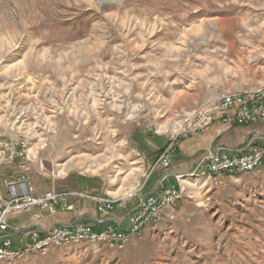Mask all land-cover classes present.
I'll list each match as a JSON object with an SVG mask.
<instances>
[{
    "label": "rangeland",
    "instance_id": "374dc122",
    "mask_svg": "<svg viewBox=\"0 0 264 264\" xmlns=\"http://www.w3.org/2000/svg\"><path fill=\"white\" fill-rule=\"evenodd\" d=\"M261 88L264 0H0V141L27 138L34 156L6 175L26 172L42 193L138 190L132 214L179 142L200 136L176 142L139 191L182 117ZM251 141L264 145L216 150ZM201 161L177 176L184 216L176 206L122 249L81 242L17 264H264V166L216 185L192 174Z\"/></svg>",
    "mask_w": 264,
    "mask_h": 264
},
{
    "label": "built area",
    "instance_id": "2783aa9c",
    "mask_svg": "<svg viewBox=\"0 0 264 264\" xmlns=\"http://www.w3.org/2000/svg\"><path fill=\"white\" fill-rule=\"evenodd\" d=\"M239 126L264 125V91L249 90L241 94L223 93L219 98L208 102L194 111L188 118L186 132H172L170 142L164 152L152 165L146 181L157 168L168 170L171 156L174 154L176 142L184 137H195L204 133L215 123ZM245 151L228 153L216 150L206 155L193 172H204L209 182L222 185L226 175L249 174L253 168L264 166V145H255L252 141ZM34 160L27 138L5 139L0 141V264H17L22 259V251L31 250L47 256L52 247L62 243L81 240V233H89V239L106 241V247L116 250L124 248L131 239L140 238L145 219L176 218L175 207L179 204L180 184H165L168 174L161 178V190L158 194L140 197L128 219V230L107 227L96 230L85 222H77L70 226H54L47 231L33 230L23 241L21 247H15L10 222L24 213L38 210L44 214L54 215L72 210V198L86 199L97 203V211L102 216L122 209L128 199L137 196V191L130 192L117 199L92 196L85 192L59 193L55 190L39 193L29 175L17 173L6 175L9 168L16 164L24 165ZM6 167V169H5ZM192 172V173H193ZM179 181V177H177Z\"/></svg>",
    "mask_w": 264,
    "mask_h": 264
},
{
    "label": "crops",
    "instance_id": "0c3cea01",
    "mask_svg": "<svg viewBox=\"0 0 264 264\" xmlns=\"http://www.w3.org/2000/svg\"><path fill=\"white\" fill-rule=\"evenodd\" d=\"M263 138L264 125L261 124L249 127L225 126L221 124H215L207 132L203 133L199 137L189 138L179 142L177 153L175 156L176 160L175 158L173 159L172 168L169 171L168 175V181L172 185L179 184L177 176L192 171L201 161L202 157L206 155L209 151L220 148L234 152L243 148L244 145H246L247 142L251 139L257 140L259 144H263ZM195 173L198 174L199 172H193L192 174ZM163 174L164 172L162 171L157 172L155 174L154 179L147 184L146 189L142 193L144 195L152 193L156 183L163 177ZM192 174L189 176L192 177ZM199 179L200 178H196L194 180ZM182 182L183 188L180 187V189L183 191L184 194V189H186L184 187L185 180ZM52 189H55V186L50 187L47 190ZM56 191L59 192L58 190ZM38 192L42 193L40 191ZM91 193L97 196L107 197H119L122 195L121 194L117 196H112L104 193L99 194L98 192L96 193L95 190L94 192L93 190H91ZM180 205L177 206L178 218L186 214L184 208H181ZM71 206L72 210L67 212L59 211L54 215L44 214L36 210L31 213H25L26 215L22 214L18 217L13 218L10 222V225L12 240L15 247H21L23 241L29 236L30 232H32L33 230L47 231L51 227L57 225H73L79 221L90 222L91 224L96 225L97 228H104L106 226H117L122 230H127L128 228V217L131 210L129 211L127 207L122 210L116 211L110 217L105 218L98 213L96 204L92 201H83L78 198H73L71 199ZM165 223H168L167 220L162 221V223L159 224L163 225Z\"/></svg>",
    "mask_w": 264,
    "mask_h": 264
},
{
    "label": "bare ground",
    "instance_id": "6f19581e",
    "mask_svg": "<svg viewBox=\"0 0 264 264\" xmlns=\"http://www.w3.org/2000/svg\"><path fill=\"white\" fill-rule=\"evenodd\" d=\"M258 91H264V88L258 89ZM190 115H192V112L187 114L186 116L182 117V124L180 125L178 132H186L187 131V127H188V118H190ZM260 168H253L250 170V173L255 172L257 170H259ZM201 177L206 178V180H208V176L206 173L201 172L200 174ZM183 193V192H182ZM179 193V202L183 199V194ZM168 221L173 222L176 220V218H167ZM164 221V220H163ZM160 222V219H145L144 223H143V229L146 225H148L149 223H158ZM81 242H88V243H102L105 244L106 241H98V240H93V239H89V233H81V240H75L73 242H68V243H62L59 244L55 247L57 248H61L63 246H68V245H73V244H78ZM53 248V247H52ZM29 254H38L41 255L39 252H33L31 250H24L22 251V259Z\"/></svg>",
    "mask_w": 264,
    "mask_h": 264
},
{
    "label": "water",
    "instance_id": "95a60500",
    "mask_svg": "<svg viewBox=\"0 0 264 264\" xmlns=\"http://www.w3.org/2000/svg\"><path fill=\"white\" fill-rule=\"evenodd\" d=\"M160 184H161V179L156 183V185H155V187H154V190H153L152 193H150V195H154V194H155V192H156L157 189L159 188ZM83 219H84V218H83Z\"/></svg>",
    "mask_w": 264,
    "mask_h": 264
},
{
    "label": "trees",
    "instance_id": "16d2710c",
    "mask_svg": "<svg viewBox=\"0 0 264 264\" xmlns=\"http://www.w3.org/2000/svg\"><path fill=\"white\" fill-rule=\"evenodd\" d=\"M87 223H90V222H87ZM92 225H94V224H92ZM95 227H96V225H94Z\"/></svg>",
    "mask_w": 264,
    "mask_h": 264
}]
</instances>
